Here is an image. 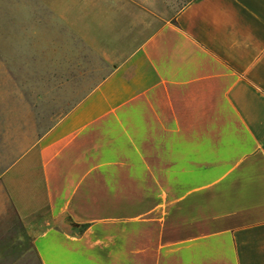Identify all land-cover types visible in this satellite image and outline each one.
Segmentation results:
<instances>
[{
  "label": "crops",
  "instance_id": "1",
  "mask_svg": "<svg viewBox=\"0 0 264 264\" xmlns=\"http://www.w3.org/2000/svg\"><path fill=\"white\" fill-rule=\"evenodd\" d=\"M38 1L21 48L69 38L90 82L32 141L0 131L36 264H264V0Z\"/></svg>",
  "mask_w": 264,
  "mask_h": 264
},
{
  "label": "rangeland",
  "instance_id": "2",
  "mask_svg": "<svg viewBox=\"0 0 264 264\" xmlns=\"http://www.w3.org/2000/svg\"><path fill=\"white\" fill-rule=\"evenodd\" d=\"M174 1L176 7L185 0ZM38 4V0H0V131L12 126L16 139L17 131L26 130L30 141L77 102L81 98L77 93L90 82L78 78L76 71L71 79L65 62L76 61L78 55L70 56L77 48L71 47L74 42L69 38L55 41L53 33H47L46 40L21 48L22 15ZM29 25L25 30L32 38L38 27ZM0 264H36L23 229L8 216H0Z\"/></svg>",
  "mask_w": 264,
  "mask_h": 264
}]
</instances>
